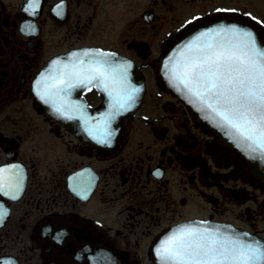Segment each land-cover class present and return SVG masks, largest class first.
<instances>
[{
    "label": "flooded vegetation",
    "instance_id": "obj_1",
    "mask_svg": "<svg viewBox=\"0 0 264 264\" xmlns=\"http://www.w3.org/2000/svg\"><path fill=\"white\" fill-rule=\"evenodd\" d=\"M230 23L264 42V0H0V176L20 184L0 193V264H161L164 236L193 219L264 239V159L165 78L174 50ZM85 51L131 64L120 114L95 84L37 95Z\"/></svg>",
    "mask_w": 264,
    "mask_h": 264
},
{
    "label": "snow or ice",
    "instance_id": "obj_2",
    "mask_svg": "<svg viewBox=\"0 0 264 264\" xmlns=\"http://www.w3.org/2000/svg\"><path fill=\"white\" fill-rule=\"evenodd\" d=\"M40 2L29 0V4L36 6ZM24 10L28 11V7ZM217 11L234 12L235 9ZM71 55L75 58L81 53ZM82 55L93 59L87 66L83 59L78 65L73 63L71 71H64L52 78V84H45L43 92L40 85L47 78L42 74L35 82L37 95L49 103L54 94L50 89H55L58 95L80 85L95 84L113 97L115 114H119L134 101V94L139 91L130 86L128 80L131 64L127 61L113 64L109 58L114 57V53L85 51ZM173 57L169 58L171 67L166 62L165 68L169 69V79L174 85L186 92L200 111L207 109L214 118L218 117V125L229 129L228 134L242 148L249 153H258L264 159V48L259 46L255 33L237 26L210 29L194 36ZM59 63L53 61V64ZM56 110L62 111L63 106ZM111 135L105 129L99 137L94 135L93 138L109 143ZM5 171L9 169L0 168V173ZM19 188L18 180L0 176V193L8 195ZM156 253L161 264H264V246L259 241L248 243L218 229L193 226L177 229L156 249Z\"/></svg>",
    "mask_w": 264,
    "mask_h": 264
},
{
    "label": "water",
    "instance_id": "obj_3",
    "mask_svg": "<svg viewBox=\"0 0 264 264\" xmlns=\"http://www.w3.org/2000/svg\"><path fill=\"white\" fill-rule=\"evenodd\" d=\"M221 26L225 27V28H228V27H231V26H237L239 28H243V29H246V30H250L252 31L253 33H255L256 37H257V41H258V44L260 47L264 48V42L259 38L257 32L251 28L250 26L248 25H238L236 23H230L228 26L227 24L224 26L222 24H220L218 26V28H220ZM191 40V39H190ZM189 40V41H190ZM181 48L177 49V50H174L173 54L174 53H178L179 50ZM173 54L171 53L165 60V63L168 62L169 63V68L171 67V64H172V60H170L169 58L170 57H173ZM175 59V57H173ZM165 66V65H164ZM45 77H46V71L44 73H42ZM39 76L38 79H40L41 75ZM169 76H170V71L168 68H166V72H165V78H166V81L168 83V85L176 92L178 93L186 102H188L189 104H191L193 106L194 109H196L200 114L201 116L207 120L213 127H215L216 129H218L221 133L223 134H226V135H229V129L227 128H222L218 125L217 123V120L219 119L218 117L214 118V114H212L209 110L205 109L204 111H200L199 108H198V105L193 103L191 101V99L189 98V96L186 94V92L184 91H181L179 90L175 85L174 83L169 79ZM45 84H47V79L41 83L40 85V91L43 92L44 91V88H45ZM109 106H102L101 109H100V112L102 115H105V112L109 111ZM122 112V110L119 112V114ZM102 124V127L104 128L106 122L105 121H102L101 122ZM230 136V135H229ZM232 138V136H230ZM233 139V138H232ZM203 222V223H202ZM185 226H193V227H197V228H210V229H218L220 232H222L223 234L227 235V236H230V237H238L242 240H244L245 242H248V243H255L256 241H259L260 242V245L261 246H264V240L259 237L258 235L256 234H253L249 231H245V230H241V229H237L236 227L232 226V225H229V224H224V225H217V224H213V223H210V222H207V221H201V220H189V221H185V222H182L176 226H174L170 232L164 236L162 242H161V245L164 243V241L169 237L171 236L174 232H176L177 229L179 228H183ZM247 234V235H245Z\"/></svg>",
    "mask_w": 264,
    "mask_h": 264
}]
</instances>
